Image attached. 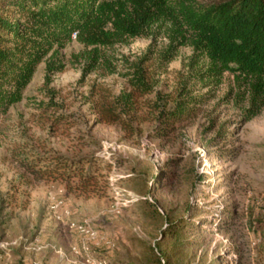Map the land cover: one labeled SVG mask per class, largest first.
<instances>
[{"label": "rangeland", "instance_id": "rangeland-1", "mask_svg": "<svg viewBox=\"0 0 264 264\" xmlns=\"http://www.w3.org/2000/svg\"><path fill=\"white\" fill-rule=\"evenodd\" d=\"M162 30L100 47L112 72L103 58L83 75L75 39L50 81L52 51L36 65L0 121V264H264V107L245 120L231 79H197L208 60L190 46L163 63ZM139 62L148 93L129 81ZM181 92L205 102L160 135ZM123 93L131 109L104 121Z\"/></svg>", "mask_w": 264, "mask_h": 264}, {"label": "trees", "instance_id": "trees-1", "mask_svg": "<svg viewBox=\"0 0 264 264\" xmlns=\"http://www.w3.org/2000/svg\"><path fill=\"white\" fill-rule=\"evenodd\" d=\"M161 29L168 38L160 55L163 63L173 59L179 46H190L193 57L208 60L207 70L195 73L199 81L205 77L219 81L226 75L244 119L260 113L264 107V0H0V121L22 99L36 65L50 51L47 82L51 73L62 69L57 49L72 39L90 47L85 75L104 58L100 47L147 38ZM103 61L112 72L108 59ZM130 67L133 88L139 94L152 91L141 63ZM130 96L123 93L116 98L117 104H102L98 112L104 121H117L126 110L121 105L131 104ZM180 96L162 106L160 135L195 116L205 102L203 94L181 92ZM75 167L72 174L83 178V165ZM55 169L66 172L67 164L56 162Z\"/></svg>", "mask_w": 264, "mask_h": 264}]
</instances>
